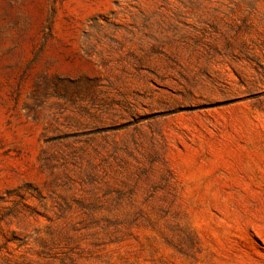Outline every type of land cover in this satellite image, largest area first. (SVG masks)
<instances>
[{"label":"rangeland","instance_id":"rangeland-1","mask_svg":"<svg viewBox=\"0 0 264 264\" xmlns=\"http://www.w3.org/2000/svg\"><path fill=\"white\" fill-rule=\"evenodd\" d=\"M0 264H264V0H0Z\"/></svg>","mask_w":264,"mask_h":264}]
</instances>
